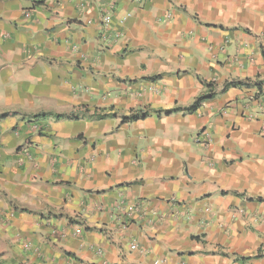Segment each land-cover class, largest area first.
I'll return each mask as SVG.
<instances>
[{"label": "crops", "instance_id": "0c3cea01", "mask_svg": "<svg viewBox=\"0 0 264 264\" xmlns=\"http://www.w3.org/2000/svg\"><path fill=\"white\" fill-rule=\"evenodd\" d=\"M244 80L264 0H0V264H264Z\"/></svg>", "mask_w": 264, "mask_h": 264}, {"label": "trees", "instance_id": "16d2710c", "mask_svg": "<svg viewBox=\"0 0 264 264\" xmlns=\"http://www.w3.org/2000/svg\"><path fill=\"white\" fill-rule=\"evenodd\" d=\"M154 80L159 78V77H152ZM246 87L248 88L249 86H253L256 90V94L255 97L258 98L262 95L263 92V88H264V81H260V80H256V81H250V80H244V81H231L228 83H225L221 89V92H224L225 90L229 89V88H235V87ZM215 84L214 83H208L205 85V91L198 95L193 102L188 105L187 107L184 108H175L169 111H164V114L169 115L172 114L174 112H181L184 114H193L195 113L204 103L211 101L212 99L215 98V96L217 95V92L215 91ZM86 111V110H85ZM100 112H102L100 110ZM85 113V112H84ZM95 115V114H93ZM97 117H103L104 114L100 113L97 115H95ZM146 117V113H141V112H137V113H133L129 116L123 117L122 121L123 122H135L139 119H143ZM69 118H72V116H69ZM248 258H244L242 260H247Z\"/></svg>", "mask_w": 264, "mask_h": 264}, {"label": "built area", "instance_id": "2783aa9c", "mask_svg": "<svg viewBox=\"0 0 264 264\" xmlns=\"http://www.w3.org/2000/svg\"><path fill=\"white\" fill-rule=\"evenodd\" d=\"M25 15L28 16V13H26ZM104 21H105L106 25L109 24V20H108V18H105Z\"/></svg>", "mask_w": 264, "mask_h": 264}]
</instances>
